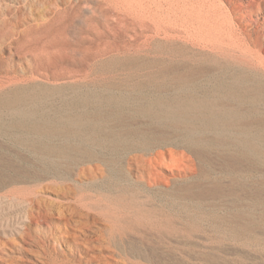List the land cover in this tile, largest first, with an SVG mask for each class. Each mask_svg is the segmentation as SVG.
Returning a JSON list of instances; mask_svg holds the SVG:
<instances>
[{"label":"rangeland","instance_id":"obj_1","mask_svg":"<svg viewBox=\"0 0 264 264\" xmlns=\"http://www.w3.org/2000/svg\"><path fill=\"white\" fill-rule=\"evenodd\" d=\"M152 1L0 0V264H264V0Z\"/></svg>","mask_w":264,"mask_h":264},{"label":"bare ground","instance_id":"obj_2","mask_svg":"<svg viewBox=\"0 0 264 264\" xmlns=\"http://www.w3.org/2000/svg\"><path fill=\"white\" fill-rule=\"evenodd\" d=\"M85 1H86V0H85ZM112 1H113V0H112ZM120 1H121V0H120ZM124 1H125V0H124ZM149 1H150V0H149ZM151 1H152V0H151ZM155 1H156V0H155ZM160 1H161V0H160ZM172 1H174V0H172ZM172 1H167V3H168V2L170 3V2H172ZM194 1H196V0H194ZM194 1H193V2H194ZM210 1H211V0H210ZM210 1H209V2H210ZM109 2H110V1H109ZM114 2H115V1H114ZM118 2H119V1H118ZM128 2H129V1H128ZM128 2H125V4H127ZM144 2L147 4V6H148L149 4H151V3L148 4V2H146V1H144ZM144 2H143V3H144ZM177 2H178V4L176 3L177 5H179V3H180V6H178V7H181V3H182V7H181V8H182V10H183L185 13H186V12H189V13L191 14V13L194 11L193 9H195V8H193V9H192V10H193L192 12L189 11V9L191 10V8H189V7H190L189 5H191V4H190L191 0H177ZM193 2H192V3H193ZM197 2H199V1L197 0ZM123 3H124V2H123ZM123 3H122V4H123ZM152 3H156V2H154V0H153ZM169 3H168V5H169ZM119 4H120V3H119ZM129 4H130V3H129ZM160 4H161V3H160ZM194 4H195V2H194ZM201 4H202V3H201ZM217 4H218V3H217ZM140 5H141V4H140ZM143 5H144V4H143ZM156 5H157V4H156ZM168 5H167V6H168ZM174 5H175V3H174ZM196 5H197V4H196ZM212 5H213V4H212ZM115 6H116V5H115ZM136 6H137V5H136ZM151 6H152V4H151ZM154 6H155V5H154ZM154 6H153V7H154ZM157 6H158V5H157ZM159 6H160V5H159ZM187 6H189V7H187ZM194 6H195V5H194ZM204 6H205V5H204ZM123 7H124V6H123ZM137 7L139 8V6H137ZM145 7H146V6H145ZM153 7H151L150 9H147V10L149 11V13H150V10H151ZM168 7H170V5H169ZM168 7H167V8H168ZM171 7H175V6H171ZM178 7H177V8H178ZM191 7H193V4H192ZM205 7H206V6H205ZM115 8H116V7H115ZM121 8H122V7H121ZM135 8H136V7H135ZM138 8H137V9H138ZM143 8H144V7L142 6V9H143ZM147 8H149V7H147ZM175 8H176V7H175ZM196 8H197V7H196ZM214 8H215V7H214ZM123 9H124V8H123ZM137 9H136V10H137ZM155 9H156V8H155ZM158 9H159V8H158ZM163 9H164V8H163ZM172 9H173V8H172ZM172 9H171V10H172ZM202 9H203V8H202ZM114 10H115V9H114ZM116 10H117V8H116ZM133 10H135V9H133ZM152 10H153V9H152ZM161 10H162V9H161ZM166 10H167V9H166ZM176 10H177V9H176ZM180 10H181V9H180ZM198 10H199V9H198ZM206 10H207V9H206ZM211 10H212V9H210V11L207 10L209 13H207V15H206V14H204V15H205L206 17H207V16H208V17H211L210 15H208V14H210ZM137 11H138V10H137ZM139 11L142 12L141 7H140V10H139ZM139 11H138V13H140ZM144 11H146V9H145ZM159 11H160V9H159ZM168 11H170L169 8H168ZM177 11H179V9H178ZM202 11H204V10H202ZM207 11H206V12H207ZM214 11H215V10H214ZM134 12H135V14H137L136 11H134ZM153 12H154V11H153ZM157 12H158V11H157ZM174 12H175V9H174ZM181 12H182V11H180L179 15L181 14ZM146 13H147V12H146ZM149 13H147V14H148L147 16L150 17V14H149ZM151 13H152V12H151ZM159 13H160V12H159ZM168 13H169V12H168ZM176 13H177V12H175V14H176ZM185 13H184V14H185ZM189 13H186V14H187L188 16H192V14H193L194 12H193L191 15H189ZM211 13H212V12H211ZM214 13H215V12H214ZM217 13H218V12H217ZM132 14H133V13H132ZM141 14H143L144 18L147 17V16H145V13H144V12H142ZM141 14H140V16H141ZM153 14H155V13H153ZM171 14H173V13H171ZM198 14H202V13H198ZM155 15H157V17H158V14H155ZM182 15H183V14L180 15V18H181ZM193 15H194V14H193ZM211 15H213V14H211ZM215 15H216V13H215ZM222 15H223V14H222ZM120 16H121V15H120ZM138 16H139V14H138ZM143 16H142V17H143ZM161 16H162V15H161ZM168 16H169V15H168ZM184 16L187 18L186 15H183L182 17H184ZM198 16H199V15H198ZM194 17H195V16H194ZM206 17H205V18H206ZM122 18H123V17H122ZM135 18H136V17H135ZM151 18H152V17H151ZM171 18H172V17H171ZM174 18H175V17H174ZM188 18H189V17H188ZM196 18H197V17H196ZM205 18H204V19H205ZM214 18H216V16H215ZM214 18H212V19H211V18H207V19H210V20H207V21H211V20H212V21L214 22V25H215V26H218V25H219V26L221 27V25H222V27H221V29H222L224 24H222V22H221V24H220V22H218L219 20L217 21V19H216V20H213ZM217 18H218V17H217ZM131 19H132V18H131ZM139 19H140V17H139ZM155 19H156V18H155ZM155 19H154V20H155ZM160 19H162V18L160 17ZM160 19H159V20H160ZM181 19H182V18H181ZM199 19H200V18H199ZM204 19H203V20H204ZM218 19H219V18H218ZM133 20H134V19H133ZM141 20H142V19H141ZM159 20H158V22H159ZM167 20H168V18H167ZM184 20H185V19H184ZM184 20H183V21H184ZM189 20H190V19H189ZM203 20H201V21H203ZM139 21H140V20H139ZM171 21H172V20H171ZM171 21H170V22H171ZM190 21H191V20H190ZM190 21H189V23H191ZM192 21H193V20H192ZM196 21H197V20H196ZM196 21H195V22H196ZM201 21H200V22H201ZM221 21H222V20H221ZM158 22L156 21V25H157ZM162 22H163V21H162ZM174 22H175V21H174ZM185 22H186V21H185ZM187 22H188V21H187ZM14 23H15V22L9 21V23L7 24V25H9L8 28H9V30H10L9 33H8L9 36H8L7 39H9V38L15 36V34H17L18 31H19L17 25H16V24L14 25ZM145 23H146V22H145ZM159 23H160V22H159ZM159 23H158V24H159ZM163 23H165V22H163ZM175 23H176V22H175ZM204 23H206V21H204ZM209 23H211V22H209ZM232 23H233V22H232ZM232 23H231V25H232ZM146 24H147V23H146ZM160 24H161V23H160ZM165 24H166V23H165ZM165 24H164V25H165ZM199 24H200V23H199ZM207 24H208V22H207ZM207 24H205V25H207ZM143 25H145V24H143ZM150 25H151V24H150ZM161 25H162V24H161ZM174 25H175V24H174ZM187 25H188V24H187ZM193 25H194V24H193ZM203 25H204V24H203ZM140 26H141V24H140ZM165 26H167V25H165ZM175 26H176V25H175ZM207 26H208V25H207ZM215 26H214V28H216ZM225 26H226V25H224V27H225ZM233 26H235V25H233ZM236 26H237V25H236ZM138 27H139V26H138ZM168 27H169V26H168ZM168 27H166V28L164 27V28L167 29ZM171 27H172V26H171ZM193 27H194V26H193ZM204 27H205V26H204ZM226 27H227V26H226ZM226 27H225V28H226ZM141 28H143V27H141ZM156 28H158L159 31L163 30L162 26H158V27L156 26ZM196 28H197V27H196ZM208 28H210V27H208ZM227 28H228V27H227ZM231 28H232V27H231ZM237 28H238V27H237ZM171 29H173V28H171ZM190 29H191V28H190ZM212 29H213V28H212ZM216 29H217L216 31H218V28H216ZM228 29H229V28H228ZM239 29H240V28H239ZM17 30H18V31H17ZM167 30H168V29H167ZM169 30H170V28H169ZM214 30H215V29H214ZM214 30L211 31L210 29L208 30V29H204V28H202V30H201L200 32H197V33H195V34H196V36H198V37H197L198 39H200L201 41H203V42H202L203 44L206 43V44H211V45H219L217 48H219V47H221V46H225V47L229 46V47H231V46H233V45L238 44V43H237V42L239 41V40H238V36H236V34H235V33H237V32H236V31H232V30H234V27L232 28V30L229 29V30H231V31L229 32V33H231V34H230V38L227 37V36L225 35L226 33L224 34V35L226 36V38H225L224 36H223V37H224V38H223L222 35H220V34H222V31H220V29H219V32H221V33H218V32L216 33V32H215L216 34H214ZM226 30H227V29H226ZM229 30H227V31H229ZM235 30H236V28H235ZM154 31H155V30H154ZM156 31H157V30H156ZM164 31H165V30H163V32H164ZM182 31H183V30H182ZM185 31H186V29H185ZM190 31H191V30H190ZM227 31H226V32H227ZM237 31H238V30H237ZM165 32H167V31H165ZM165 32H164V33H165ZM192 32H193V31H192ZM224 32H225V31H224ZM224 32H223V33H224ZM240 32H242L241 29H240ZM240 32H239V33H240ZM19 33H21V32H19ZM170 33H171V32H170ZM182 34H183V33H182ZM197 34H198V35H197ZM184 35H185V34H184ZM227 35H228V33H227ZM16 36H17V35H16ZM214 37H215V38H214ZM241 37H242V36H241ZM176 38H177V37H176ZM193 38H194V37H193ZM193 38H192V39H193ZM195 38H196V37H195ZM221 38H222L224 41H223V40L221 41ZM10 40H11V39H10ZM200 40H199V41H200ZM227 40H228V41H227ZM229 40L232 41V42H230ZM201 41H200V42H201ZM3 42H4V41H3ZM227 42H230V43H227ZM11 43H14V44L17 45V44L19 43V38H14L13 41H12ZM200 44H201V43H200ZM206 44H205V45H206ZM16 45H15V46H16ZM211 45H210V46H211ZM240 45H241V44H240ZM207 47H209V46H207ZM214 47H215V46H214ZM236 47H237V45H236ZM11 48H12V47H11ZM202 48H203V47H202ZM221 48L223 49V47H221ZM231 48H232V47H231ZM231 48H230V50H231ZM242 48H243V47H242ZM222 49H221V50H222ZM232 49H233V48H232ZM238 49H241L240 46H239ZM15 50H16V49H15ZM244 50H245V49H244ZM16 51H17V50H16ZM234 51H235V50H234ZM236 51H237V50H236ZM29 52H30V51H29ZM29 52H28V51L23 52V55L25 56V58L29 55ZM28 60H29V61H26L25 64H23V67H22V70H23L24 74L30 72V59H28ZM1 61H2V57L0 56V62H1ZM5 63H6V62H5ZM6 64H7V63H6ZM7 66H8V64H7ZM5 67H6V66H5ZM28 75H29V74H28ZM24 76H25V75H24ZM29 76H30V75H29ZM29 76H28V77H29ZM26 80H27V79H24V77H23V78H20V76H18L17 74H15L14 71H13L12 69H10V68H8V67H7V69H4L3 66L0 65V88H1V89H4L5 87L11 86V85H15V84L19 83L20 81H26ZM28 80H29V79H28Z\"/></svg>","mask_w":264,"mask_h":264}]
</instances>
